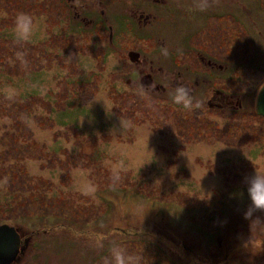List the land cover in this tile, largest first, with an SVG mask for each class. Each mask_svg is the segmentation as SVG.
<instances>
[{"label": "rangeland", "instance_id": "1", "mask_svg": "<svg viewBox=\"0 0 264 264\" xmlns=\"http://www.w3.org/2000/svg\"><path fill=\"white\" fill-rule=\"evenodd\" d=\"M134 1L0 0V225L29 246L17 264H111L115 245L132 264H264V210L244 215L264 173V0H186L182 20L136 32ZM165 38L198 81L191 109L128 80L127 50L163 68ZM214 89L240 106H209Z\"/></svg>", "mask_w": 264, "mask_h": 264}, {"label": "flooded vegetation", "instance_id": "2", "mask_svg": "<svg viewBox=\"0 0 264 264\" xmlns=\"http://www.w3.org/2000/svg\"><path fill=\"white\" fill-rule=\"evenodd\" d=\"M70 1L72 3L78 4V0ZM134 2H137L138 5L131 4L124 9V11L126 12V19L133 26L132 30L134 29V32L140 31L141 27H145V29L150 30L159 20H164L165 18L178 22L179 19L182 20V18L185 17V10L187 8L185 6L187 5L186 0H135ZM200 3L202 5L208 4L209 9H216L221 5L220 0H200ZM146 4L148 8H146ZM78 5L83 6L84 4ZM90 5L95 7L96 4H93L92 1ZM212 15L218 16V14L214 12ZM196 22L193 24L195 27H197ZM158 34L160 33L154 34L155 38ZM165 39L169 40V43L164 46L165 51L163 53L166 54V63L164 64L165 67L163 68L158 64L155 65L154 60L148 58L147 55L139 51L138 48L127 50L126 55L128 63L131 66L128 80H131V82H138L139 84H141L142 82H149V84L146 85L147 87H157L158 89L162 90H164L166 86H168L170 89L176 90L179 85H183L189 90L190 93H192L194 89L198 87V81H195V84L190 89L188 80L185 77V64L176 60L178 54L183 53V48L181 49L175 44V42L170 41V38ZM163 44L164 42H161L160 46L163 47ZM130 52L134 53L132 54L131 58L129 56ZM215 56L217 55L214 52L212 54H204L201 51L195 52V58L198 65L200 64V67H206L210 70L221 67V65L215 59ZM185 70H187V68H185ZM132 74H135L134 79L131 77ZM159 78L161 79L159 80ZM229 97V95L218 93L217 90L214 89L208 101L210 102L211 107L237 108L240 106H236V104L233 105L232 100ZM23 249L25 250L23 251ZM28 249L29 246L24 247L20 244L18 255L9 264H17L25 260L26 257L22 256V254L25 251L26 254L28 252Z\"/></svg>", "mask_w": 264, "mask_h": 264}, {"label": "clouds", "instance_id": "3", "mask_svg": "<svg viewBox=\"0 0 264 264\" xmlns=\"http://www.w3.org/2000/svg\"><path fill=\"white\" fill-rule=\"evenodd\" d=\"M33 31L32 18L26 14H21L17 20V35L19 38L27 40L30 38ZM176 102L182 103L186 109H191L193 106L192 98L189 90L179 85L176 89ZM116 179H119L117 171ZM247 193L251 201L248 209L245 211V218H250L252 212L260 209L264 210V173L254 172L246 179ZM259 219V218H257ZM264 249V242L258 251ZM111 264H132V258L128 256L126 250L119 245H115L111 252Z\"/></svg>", "mask_w": 264, "mask_h": 264}, {"label": "water", "instance_id": "4", "mask_svg": "<svg viewBox=\"0 0 264 264\" xmlns=\"http://www.w3.org/2000/svg\"><path fill=\"white\" fill-rule=\"evenodd\" d=\"M132 54L134 53H129L130 58ZM131 77L134 79L135 74H132ZM141 84L148 85L149 82H142ZM207 103L210 105L209 101H207ZM255 111L257 114L264 116V83L256 97ZM20 243V235L14 226L8 224L0 225V264H9L16 258Z\"/></svg>", "mask_w": 264, "mask_h": 264}, {"label": "bare ground", "instance_id": "5", "mask_svg": "<svg viewBox=\"0 0 264 264\" xmlns=\"http://www.w3.org/2000/svg\"><path fill=\"white\" fill-rule=\"evenodd\" d=\"M260 116H262V115H260ZM264 117V116H263Z\"/></svg>", "mask_w": 264, "mask_h": 264}]
</instances>
